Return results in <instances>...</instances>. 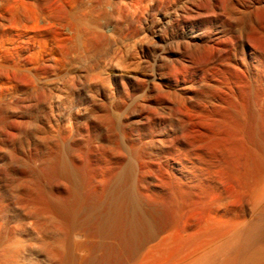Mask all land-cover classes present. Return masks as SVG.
I'll use <instances>...</instances> for the list:
<instances>
[{"label":"bare ground","instance_id":"1","mask_svg":"<svg viewBox=\"0 0 264 264\" xmlns=\"http://www.w3.org/2000/svg\"><path fill=\"white\" fill-rule=\"evenodd\" d=\"M218 4L18 0L12 13L0 16V35L11 39L22 60L11 66L0 62V132L6 146L17 140L27 148L34 166L18 185L25 192L0 200L5 237L15 229H56L59 248H72L78 264H135L139 254L149 257L167 245L192 207L209 203L208 225L181 235L162 264H264L261 191L252 197L250 221L244 214L227 220L234 211L227 187L246 182L242 144L203 146L193 137L185 97L155 83L151 89L138 75L151 63L155 74L182 72L183 81L195 83L216 72L213 61L207 70L198 68L197 35L187 30L212 26ZM50 41L57 59L46 48ZM213 49L214 61L221 59L227 42L220 39ZM180 51L185 59L179 56L177 67L167 54ZM103 70L119 76L110 93ZM82 137L84 158L77 155ZM117 139L123 145H114ZM6 157L14 159L9 151ZM145 199L153 209H145ZM48 251L51 264H71L68 249Z\"/></svg>","mask_w":264,"mask_h":264},{"label":"rangeland","instance_id":"2","mask_svg":"<svg viewBox=\"0 0 264 264\" xmlns=\"http://www.w3.org/2000/svg\"><path fill=\"white\" fill-rule=\"evenodd\" d=\"M17 2L18 0H0V16L12 13V8L17 7ZM229 2L234 4V8L228 7ZM218 5L212 26L190 27L187 30L190 37L197 35L193 49L199 51L198 68L207 70L209 62L213 61L217 67L216 72L213 71L208 78L203 75V82L195 83L191 79L183 81L182 72L164 69L160 71L163 76L155 74L157 67L151 63L147 68H140L138 75L148 80L147 84L151 85V89L155 83L165 90H175L185 97L189 110H186V107L184 109L194 132L193 137L202 141L203 146L207 147L212 142L232 140L242 144V164L246 182L243 185L231 184L227 187L226 197L234 210L229 213L227 220L231 222L244 214L250 221L253 215L252 197L256 190H260L263 195L261 208L264 210V0H220ZM224 34L226 36L223 37ZM220 39L227 42V51L223 58H216L214 61L213 46ZM156 40L161 41V38L157 37ZM47 45L46 48L57 59L59 55L56 45L51 41ZM183 55L182 51L177 56L167 54L170 62L177 67H180L177 59L179 56L183 58ZM75 56L72 58L74 65L78 59ZM147 59L152 60L150 56ZM21 61L15 53L11 39L0 35V62L11 66L21 65ZM100 75L106 80L109 93L113 91L119 76L110 70H103ZM178 77L180 81L173 85L172 81ZM81 140L82 151L77 155L84 158V137ZM117 140L118 144L114 142V145H123L122 139ZM35 143L36 147H40L38 141ZM7 151L13 155V160L6 157ZM31 155L17 140L14 146H6L4 136L0 132V200L7 196H21L25 192L18 185L34 168ZM159 167L164 169L162 164ZM157 169L154 172L156 175L152 173V178L158 175ZM5 171H9L11 175ZM80 174L78 172L79 176ZM33 177L35 178L34 174ZM143 202L145 209H153L150 201L145 199ZM211 216L212 208L209 203L192 207L167 245H160L149 257L139 254L134 263L162 264L165 252L178 247L181 235L198 233L208 225L213 217ZM5 232L6 225L0 212V264H51L52 255L48 248H61L62 251L64 248L61 245L59 248V233L56 229L45 233L29 228L15 229L10 238L5 237ZM44 236L49 238L48 242H43ZM66 249L67 255L70 253L69 260L73 262L70 261L71 264H78L79 259L73 255V249L66 247L64 250Z\"/></svg>","mask_w":264,"mask_h":264}]
</instances>
